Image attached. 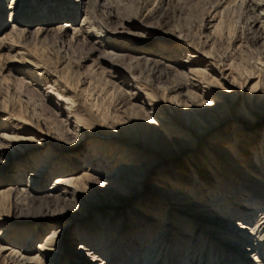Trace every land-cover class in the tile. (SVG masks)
<instances>
[{
  "label": "rangeland",
  "instance_id": "1",
  "mask_svg": "<svg viewBox=\"0 0 264 264\" xmlns=\"http://www.w3.org/2000/svg\"><path fill=\"white\" fill-rule=\"evenodd\" d=\"M12 1L0 0V39L4 40L5 47L0 49V135L5 128L18 132L25 129L28 131L25 137L29 140L20 141L18 148L0 152V192L13 184L18 187L27 185L32 194L40 196L42 190L50 191L53 187V180L59 175L57 169L59 165L62 167V163L66 167L65 175H68V160L70 163L87 160L89 164L94 161L95 164L92 163V167L86 170L94 177L91 181L93 188L69 218L68 215L61 218L58 214L41 220L43 217L35 215L46 208L41 209L44 204L37 206L34 202V208L25 212L30 222L21 223L14 220L11 203L4 209L0 208V264H12L14 260L25 264L20 262L22 258L32 260L33 264H46L38 255V246L44 242L48 229L55 228L51 223L55 222L59 227L72 219L71 231L68 232L67 228L61 238L64 249L51 253L47 261L48 264H66L68 256L73 258L78 246L83 244L76 236L77 228H87L92 222L98 226V215L109 222L125 219L128 215L134 217L128 207L150 195L158 169L144 177L138 185L127 183L126 186L124 184L130 179H126L124 172L118 173L119 166L123 161L126 164L133 159L135 163L140 161L137 154L129 152H135L136 143L140 147L138 150H143L147 141L160 137L161 129L155 118L166 119L173 124L193 111V106L187 108L190 104L183 101L176 90H171L175 78L183 81L189 70L199 71V79L210 82V86H204L220 96L219 99L204 97L205 100L220 106L221 118L228 114L241 84L264 65L260 55L263 43L254 41L250 32L260 31L255 17L264 13V0H256L259 5L254 13L247 12L238 1L232 4L226 0H82L80 4H73L71 0H15L10 6ZM96 3L98 5L94 6ZM169 6L174 10L170 11ZM84 8L88 10L92 22L89 29L94 28L93 32L101 39L91 34L83 37L78 32L84 19ZM9 12L14 19L8 18ZM215 13L217 18L214 21ZM213 37L216 40L212 42ZM15 46L26 53L28 59H20L13 50ZM205 55L213 59L208 62L217 64L222 61L224 63L221 64L230 69L227 78L233 81L234 89L226 86L207 67L209 63L188 62H201ZM226 56L230 58L225 59ZM153 62L164 65L163 74L154 73ZM256 82L252 80L249 86ZM61 86L66 88V92L60 90ZM195 94L200 95L196 91ZM143 102L154 105L153 115L148 113L149 109ZM233 107L245 110L240 105ZM249 121L248 117L246 122ZM60 124L67 128L69 125L76 131L80 130L77 127L85 129L80 134H83L81 140L68 146V141L55 139L53 132L62 129ZM227 127L230 124L221 127L220 132ZM101 143H107L108 147L100 148ZM41 145L44 146L39 149ZM166 149L169 155L174 154L173 148ZM24 150L28 152L21 155ZM149 150H146L144 159L153 158ZM46 151L57 155L59 163H56L53 175L51 173L33 184L35 177L29 176L33 171L30 164L38 154L42 157ZM113 154L117 157H112ZM37 162L40 166L41 161L40 164ZM138 165L142 175L147 173L145 162ZM21 169L23 173L18 180H12L11 175ZM82 171L83 168L77 166L75 173L79 175ZM32 188L41 191L35 193ZM112 204L122 205L123 208L120 206L116 212L118 209L109 207ZM172 207L183 209L178 204ZM112 212H115L113 218ZM210 218L215 217L210 215ZM257 218L260 221L259 216ZM204 219L212 221L206 216ZM33 221L51 226L37 231L28 242L34 228V223H29ZM224 223L221 224L230 231L240 233L230 223ZM157 228L155 226L150 231L146 239L148 242L158 232ZM261 234L264 240V227ZM99 237V232L95 230L94 236L89 239L97 252L101 248L98 246ZM75 238L76 241H73ZM124 239L126 241L116 247L111 261L142 264L143 246H135L127 237ZM12 250L16 253L14 257L9 255ZM261 254L264 255V246ZM224 261L219 260L216 264Z\"/></svg>",
  "mask_w": 264,
  "mask_h": 264
},
{
  "label": "bare ground",
  "instance_id": "2",
  "mask_svg": "<svg viewBox=\"0 0 264 264\" xmlns=\"http://www.w3.org/2000/svg\"><path fill=\"white\" fill-rule=\"evenodd\" d=\"M14 1L9 5H13ZM226 1L232 4L238 1L247 12L251 13H254L259 5L256 0ZM71 2L80 4L82 0H71ZM169 10L173 11L174 8L171 6ZM88 15V10L84 8V19L81 28L77 31L83 37L84 35L88 37L91 34L96 39H101V36L93 32L94 28L93 30H91L92 27L89 29L92 22ZM256 16L255 20L259 23L260 31L259 33L250 31L251 36L254 41H261L264 47V13H258ZM9 17L13 18L14 15L9 12ZM216 18L217 13L214 14L213 20L215 21ZM89 24L91 25L89 26ZM212 28L214 29V27ZM211 40L213 42L216 39L213 37ZM3 41L0 39V49L4 47ZM16 47H13V50L17 56L23 60L28 59L29 56ZM260 55L264 59V49L263 52L260 50ZM228 57L226 56L225 59ZM194 60L196 59L194 58ZM208 60L213 61L211 57L205 55L201 62L197 60L188 62L209 63L207 67L211 68V71L216 73L226 86L234 89L233 81L230 82L227 78L230 69L225 68V64H221L224 62L212 64ZM261 63L264 64V60ZM163 68L164 65H161L160 62H153L155 74H163L165 71ZM198 72L189 70L183 76V81L175 78L171 89L176 90L177 95L190 104V106H186L187 108L193 106V111L184 115L181 121L173 124L168 123L166 119L155 118L161 129L160 137L147 141L142 147L143 150H138L140 147L136 143L135 152L129 151L132 155L137 154L136 157L140 158V163L145 162L147 173L142 175L141 164L138 165V160H136L137 163L134 162V159L133 162L132 160L128 161L129 164L123 161L119 166L120 172L118 173L124 172L127 175L126 179H130L124 184L126 186H128L127 183L138 185L144 177L158 169L153 178L150 195L128 207L134 217L128 215L124 217L125 219L109 222L98 215V226L95 224L96 222H92L87 225V228L84 226L77 228L76 236L80 237L79 242H83V244L78 246V252L73 258L68 256L66 264H121L111 261V258L116 247L126 241L124 237L136 244L135 246H143L142 264H178V262L216 264L219 260H225L226 264L232 261L234 264H264V255L261 254L264 246V240L261 237L264 227V65L256 73H251L241 84L240 90L235 93L237 99H233L231 109L224 112V115L227 114V111L228 114L225 117L222 116L223 118L219 116L220 106L204 98L219 99L220 96L204 86V84L210 86V82H206V80L202 82L203 79H199L198 74L200 75V73ZM226 72L227 74H225ZM208 79H210L209 76ZM254 79L257 82L249 86ZM65 89L62 86L60 88L62 92H66ZM135 90L138 92L137 89ZM195 91L200 95H196ZM143 104L149 109L148 113L152 114L154 105L148 102H143ZM234 105H240L245 110H236ZM70 107L72 108L73 105L71 104ZM248 117L250 121L246 122ZM15 121L18 122V120ZM228 124L230 127L220 132L219 129ZM59 126L62 129L59 132L54 129V137L68 141V146L80 141L83 135L80 136V134L85 130L77 127L80 130L76 131L73 127L70 128L68 125L67 128L63 124ZM52 129L51 131H53ZM4 131L0 135V152L4 153L13 147L18 148L20 141L29 140L25 137L28 133L25 129L18 132L16 129L5 128ZM43 146H39V149H42ZM99 147L107 148L108 145L101 143ZM169 147L173 148L174 154L167 153L168 149L166 148ZM146 150L151 152L149 155H153V158L144 159L147 156ZM138 151L144 152L139 153ZM27 152L28 150H24L20 154L26 155ZM46 152L42 157H39L38 154L30 164L33 171L29 176L35 177L32 180L33 184L50 176L51 173L53 175L56 163H59L56 159L57 155L55 156L49 151ZM53 156H55L54 159H52ZM112 157L117 156L113 154ZM36 161H39L37 162L39 164L41 161L40 166L35 163ZM92 163L95 164L94 161L89 164L87 160H76L73 163L68 160V175H65L66 167H63L64 163H62V167L59 165L60 168L57 169L59 175L53 180V189L37 191L39 188H32L35 193L41 191L40 196L32 194L27 185L6 186V189L0 192V208L4 209L11 203V211L15 216L13 218L21 223L30 222L28 221L30 217L25 212L34 208V202L37 203V206L44 204V206H40L41 209L46 208L35 215L37 218L43 217L41 220L55 217L58 214L61 218H66L67 215L69 218L80 208L79 202L93 188L91 181L94 177L86 171L88 167H92ZM166 163H168L166 167H163L162 165ZM77 166H81L84 170L79 175L75 173ZM71 171L73 173L69 174ZM21 173H23V169L13 173L12 180L17 181ZM107 179L113 182L112 178V180L108 177ZM174 204H178L184 210H175L172 207ZM120 206L123 208L122 205L117 204H112L109 207L118 209L115 210L117 212L120 210ZM114 214L115 212H112L111 218L115 216ZM210 215L215 218H210ZM205 216L212 221H206ZM1 217L0 213V220ZM73 222L72 219H68L66 224L59 227H56L57 223H51V225H55V228L48 229L44 242L38 246V255L45 260L46 264H48L47 261L51 253L64 249L61 238L67 228L68 232L71 231ZM223 222L230 223L240 233L230 231V228L221 224ZM33 223L34 221L29 224ZM51 225L42 226L41 222L36 221L27 241L31 242L37 231L45 230ZM155 226L159 227L157 228L158 232L151 239L149 238L148 242L147 236ZM95 230L100 234V242H97L101 248L97 249L98 252L90 245L89 240L94 236ZM73 241H76V238ZM182 247L184 250L180 254ZM68 248H70L69 242ZM9 255L14 257L16 253L12 250ZM23 261L25 264H33L32 260L27 258H22L20 262ZM18 262L14 260L12 264H18ZM224 262L219 264H225Z\"/></svg>",
  "mask_w": 264,
  "mask_h": 264
}]
</instances>
